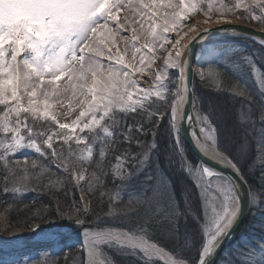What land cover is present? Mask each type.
I'll use <instances>...</instances> for the list:
<instances>
[{
	"label": "snow or ice",
	"instance_id": "obj_1",
	"mask_svg": "<svg viewBox=\"0 0 264 264\" xmlns=\"http://www.w3.org/2000/svg\"><path fill=\"white\" fill-rule=\"evenodd\" d=\"M229 16L260 31L264 0H0V192L38 186L48 203L27 221L33 234L55 225L82 236L78 261L66 245L0 264H117L105 249L139 264H264V235L222 252L241 219L242 186L264 220V38L259 50H221L214 39L237 33ZM196 43L207 67L190 62ZM212 97L238 98L235 119ZM181 122L197 125L195 144L231 174L185 158ZM164 131L174 150L162 152ZM25 150L36 157L18 155Z\"/></svg>",
	"mask_w": 264,
	"mask_h": 264
},
{
	"label": "trees",
	"instance_id": "obj_2",
	"mask_svg": "<svg viewBox=\"0 0 264 264\" xmlns=\"http://www.w3.org/2000/svg\"><path fill=\"white\" fill-rule=\"evenodd\" d=\"M257 14H259L258 11H257ZM243 20L245 22L250 23L246 19H243ZM251 24L260 27L259 24H255V23H251ZM217 42L218 43L224 42L223 43L224 45H222L220 47V49L225 51V52H227L228 49L230 47H233V46H238L240 49H246L248 52H251L253 50H259V45H258L257 41L249 39V38L239 37V36H233V35L219 36ZM256 64H257V67L260 68L262 72H264V61H260L259 59H257ZM202 67H207V64L205 62H203ZM242 72H243L244 79L247 82L249 88L252 90V92L255 95L258 96L259 90H258L257 82L254 79V75H253L251 69L249 67H243ZM197 88H198V92H197L198 95L199 94H205L203 92V89H199L198 84H197ZM205 95L207 96L210 94H205ZM212 98L217 101V104L222 109H230L231 113H232L233 120L235 119L236 110L241 105V101L238 98H235V99L229 98V97H224V98L212 97ZM206 106L207 105L205 103V107ZM227 135L228 134L224 129H220V131L218 132V143L222 144L226 140ZM167 139L168 138L164 137V135H162L160 137L162 152L167 151L169 148V144L171 143L170 140L168 139V141H167ZM180 139H181V143H182L183 147L186 150L185 156L188 157L193 163L198 164L199 162H198L197 158L195 157V155L186 146V144L183 142L181 137H180ZM165 141H167V144H165ZM35 157L36 156H32V158H35ZM161 162H163V161H161ZM106 164H108L107 160H106ZM172 175H173L174 180H177L178 182H182L184 184L186 183L187 186H189V187L192 186L190 179L182 171L176 170L173 172ZM29 187H35L37 189L35 195H33V196L28 195L29 193H26L22 196H19L18 194H11V195H7V196L0 198V200L1 199L4 200V204H5L6 208L8 209V214H9L10 220L12 222L23 220L24 221L23 225H25V226H29L27 221L31 218V216L36 211V209H40L48 203L47 196L45 195V193L41 189L38 188V186L31 184V185H29ZM176 192H177V198L180 199L179 197L181 195V187H180L179 183H177ZM1 193L2 192H0V197H1ZM124 195H125V197H127V195H128L127 189L124 191ZM19 197H22V198H19ZM184 197H186L184 199H187L188 194L185 193ZM90 199H92V197H89V200ZM9 204L11 205L10 207H9ZM31 205H34L35 207H31ZM181 206L183 207V200L181 201ZM253 213H255V215H253ZM34 223L46 224L47 222L45 220H37V221H34ZM262 223H264V220L261 219V213H260L259 206H257V207L252 206L249 216L247 217L244 224L240 228L239 232L236 234V236L234 237V239L230 243V245H229L228 249L225 251V253L230 251L232 249L233 245H236V244L243 245L246 243H254L255 241H257L262 235H264V232H261L260 228H259V226ZM167 226L168 225H166V227ZM43 227L46 229L45 232H38L36 234H33L32 231H29L27 233L23 232V235L26 238L30 239V238L36 237L37 235L48 234L51 232H55V233H62V232L77 233L74 230V228L65 227V228L58 229L55 225H51V226L44 225ZM183 229H184V224L181 223L182 232H183ZM105 252L108 253L111 257H113L117 261V264H139V261L136 260L134 257L117 254V252L114 249H105Z\"/></svg>",
	"mask_w": 264,
	"mask_h": 264
},
{
	"label": "rangeland",
	"instance_id": "obj_3",
	"mask_svg": "<svg viewBox=\"0 0 264 264\" xmlns=\"http://www.w3.org/2000/svg\"><path fill=\"white\" fill-rule=\"evenodd\" d=\"M200 16H202V15H200V14L196 15V17H200ZM229 17H231V16H229ZM238 19L244 21L242 18H238ZM185 28H187V27H185ZM173 35H175V34H173ZM218 38L219 37L215 38L213 43L220 48L222 45H224L223 44L224 42L218 43L217 42ZM202 63H203V61H200V62L197 61V67H202ZM254 79H255V75H254ZM258 90H259V88H258ZM61 119H62V117H61ZM62 122H63V119H62ZM163 135H164V137H166L170 140L171 143L169 144V147H172L174 150L175 146H174V142L172 140L171 134L168 133L167 131H164ZM168 139H167V141H168ZM209 144L211 145V142H209ZM180 146L183 147L182 143ZM18 155L19 156L28 155L30 157L36 156V154L30 150H25L24 152L18 153ZM111 155L112 154L109 153L108 157H106V160H107V163L109 165H114L115 161L111 160ZM185 158L188 159L189 162L193 163L188 157L185 156ZM185 185H187V184L185 183ZM110 187H111V185H110ZM81 191L83 192L84 189H81ZM28 193H29L28 195L33 196L36 194V191L35 192H28ZM17 194L19 196H22L26 193H17ZM4 196L5 195L3 193H1L0 198H2ZM19 198H22V197H19ZM179 198H181V195ZM184 198H186V197H184ZM88 201H89V197L86 195L84 198V203H88ZM85 219H87V217H85ZM23 224H24L23 220L14 221V222H12L10 220L9 214H8V209L6 208V206L4 204V200L1 199L0 200V240H2L3 238L10 237L12 235V233H16L19 237V242L22 243L23 247H13L14 244H11V243L8 244L7 246H5L3 243H0V256H18V255H21L23 253H28V254L35 256L37 253H39L40 251H42L44 249H47L49 252L57 253V252H61V250H63L66 245H71L72 246V252L69 255L74 256L77 261L80 259V256L77 254V249L80 247L79 241L82 240V236L79 235L78 233L62 232V233H58V235H56L54 237L50 236L49 234H40L34 238L28 239L23 235V232L27 233V232L31 231V228L29 226H25ZM37 224H40V223H37ZM6 228H10L11 232L5 231Z\"/></svg>",
	"mask_w": 264,
	"mask_h": 264
},
{
	"label": "water",
	"instance_id": "obj_4",
	"mask_svg": "<svg viewBox=\"0 0 264 264\" xmlns=\"http://www.w3.org/2000/svg\"><path fill=\"white\" fill-rule=\"evenodd\" d=\"M240 21L241 22H233L235 24V26L237 27V33L234 35L249 38V39H252L255 41H258L259 39L264 38V29H261L260 31H256V29L260 28L259 26L250 24L248 22H244L242 20H240ZM229 35H233V34H229ZM198 48H199V44L196 43V46L193 49L194 54L190 57V62H191L193 67H196L195 53L198 52ZM185 111H188V109H185ZM180 127H181L180 136L182 137L186 146L195 155L198 162L202 161L205 165L209 166L212 169L222 171L225 174H231L230 169L224 168L220 164L216 163L215 160L210 158L211 155H209L208 153L204 154V152H202L200 150V148L195 144V141L192 138L191 132L193 129L197 130L198 135H199V132H198L197 125L194 122L191 125V127L186 122H181ZM209 146H211V145L209 144ZM247 193H248L247 187L242 186V191H241V196L243 197V199H242V214H241L240 222L238 223V225L234 229V237L239 232L240 228L242 227V225L244 224L245 220L247 219V217L249 216V214L251 212L252 206L250 205L249 197H248ZM233 239H230V240L225 242L224 246H222V252H225L228 249V247H229V245ZM79 243H81V241H79Z\"/></svg>",
	"mask_w": 264,
	"mask_h": 264
},
{
	"label": "bare ground",
	"instance_id": "obj_5",
	"mask_svg": "<svg viewBox=\"0 0 264 264\" xmlns=\"http://www.w3.org/2000/svg\"><path fill=\"white\" fill-rule=\"evenodd\" d=\"M196 19H197V20H202L203 17H202V16H200V17H196ZM229 19L232 20L233 22H241L240 19H238V18L229 17ZM184 30L187 31L188 29H187V28H184ZM210 147H211V146H209V148H210ZM208 154L211 155V152L209 151ZM29 244H30V243H29ZM31 245H32V244H31ZM13 247H23V245H22L21 242H19L18 244H14Z\"/></svg>",
	"mask_w": 264,
	"mask_h": 264
}]
</instances>
